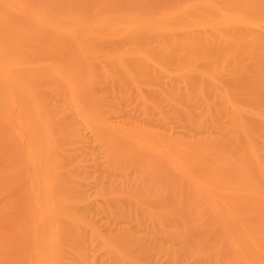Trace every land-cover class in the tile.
I'll return each instance as SVG.
<instances>
[{
  "label": "bare ground",
  "instance_id": "6f19581e",
  "mask_svg": "<svg viewBox=\"0 0 264 264\" xmlns=\"http://www.w3.org/2000/svg\"><path fill=\"white\" fill-rule=\"evenodd\" d=\"M156 141L264 243V0H0V264H234Z\"/></svg>",
  "mask_w": 264,
  "mask_h": 264
},
{
  "label": "rangeland",
  "instance_id": "374dc122",
  "mask_svg": "<svg viewBox=\"0 0 264 264\" xmlns=\"http://www.w3.org/2000/svg\"><path fill=\"white\" fill-rule=\"evenodd\" d=\"M111 120L113 126L122 123L120 119L112 118ZM130 125L133 128V125ZM177 132L182 134L183 130L179 128ZM152 140H154L153 137ZM137 141L138 144H141V148L146 151L150 149V145L153 143L147 137L144 139L139 137ZM156 142L155 148L151 149L157 152L165 162L170 163L174 171L184 172L190 177L193 187L197 190L198 198L205 207V212L211 217L216 231L221 233L225 239V248L227 247L231 256L233 255L234 264H264V243H261L253 231L246 228L243 231L237 223L234 213L230 211L231 207L225 198L219 195V192H224V189L208 183L201 175L196 174L192 167L190 168L189 165L181 162L178 157L172 155L173 158H170L166 149L158 141Z\"/></svg>",
  "mask_w": 264,
  "mask_h": 264
}]
</instances>
